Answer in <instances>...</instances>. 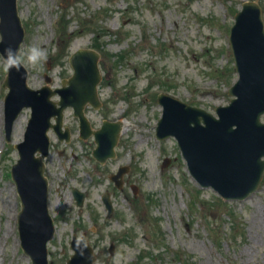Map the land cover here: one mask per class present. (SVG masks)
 Masks as SVG:
<instances>
[{"label":"rangeland","instance_id":"374dc122","mask_svg":"<svg viewBox=\"0 0 264 264\" xmlns=\"http://www.w3.org/2000/svg\"><path fill=\"white\" fill-rule=\"evenodd\" d=\"M246 1L252 0H18L27 31L20 57L30 87L46 85V74L52 88L61 87L73 75L70 56L102 46V107L89 106L86 114L96 129L104 120L128 123L116 158L103 166L93 158V138L81 140L72 110L64 121L71 141L50 133L46 171L57 227L49 246L52 264H67L73 236L83 234L95 264H264V178L249 199L227 204L189 176L174 138L159 141L155 133L163 114L160 93L211 113L231 101L228 91L238 74L229 37ZM32 47L44 53L35 64L27 62ZM6 75L0 56V264H32L21 250V206L10 172L31 116L22 113L8 143ZM125 167L119 190L109 176ZM74 188L86 193L82 208ZM106 192L114 203L111 218L102 202Z\"/></svg>","mask_w":264,"mask_h":264},{"label":"water","instance_id":"95a60500","mask_svg":"<svg viewBox=\"0 0 264 264\" xmlns=\"http://www.w3.org/2000/svg\"><path fill=\"white\" fill-rule=\"evenodd\" d=\"M17 0H0V28L3 41L0 52L6 59L5 50L11 48L19 54L24 41V28L16 5ZM232 27V51L235 57L238 82L230 91L236 96L228 106L219 107L217 116L204 109L188 106L169 96H160L164 116L159 121V138L174 136L184 154L193 175L204 187H213L227 199H246L260 187L264 175V28L261 9L257 4H246ZM99 55L93 51H78L71 65L75 76L65 81L63 89L52 92L48 87L40 91L30 90L28 72L21 64L19 69L9 70L5 87L10 90L6 99L8 128L25 107L33 110V119L25 135V141L17 148L20 160L13 167V176L22 198L20 234L23 248L32 256L35 264H49L47 244L55 228L48 215V182L44 178V164L37 152L49 154L48 131L53 128L62 139L63 112L71 106L80 118L81 136L87 139L96 136L98 149L95 156L105 162L115 155L120 124L104 123L100 131H93L84 109L91 104L100 107L97 86L101 81L98 68ZM67 84L69 86H67ZM59 94L61 101L51 102ZM58 105L60 107H58ZM56 118L55 126L50 124ZM42 125V126H41ZM41 126L39 129L36 128ZM65 136L69 137V130ZM76 196H81L77 194ZM79 201L81 198L78 197ZM108 202V201H107ZM82 205V203H80ZM108 207L111 205L108 202ZM75 242L81 251L88 250V258H73L70 264H93L95 258L86 239ZM92 254V256H91ZM81 257V256H80Z\"/></svg>","mask_w":264,"mask_h":264},{"label":"clouds","instance_id":"9594fccd","mask_svg":"<svg viewBox=\"0 0 264 264\" xmlns=\"http://www.w3.org/2000/svg\"><path fill=\"white\" fill-rule=\"evenodd\" d=\"M6 59L4 62L5 71H9L13 68L19 69L22 63L21 57L19 54L14 52L11 48L5 50ZM44 55V53L35 48L32 47L29 49L27 54V62L35 64L39 58H41Z\"/></svg>","mask_w":264,"mask_h":264},{"label":"bare ground","instance_id":"6f19581e","mask_svg":"<svg viewBox=\"0 0 264 264\" xmlns=\"http://www.w3.org/2000/svg\"><path fill=\"white\" fill-rule=\"evenodd\" d=\"M1 111H2V107L0 106V114H1ZM20 121L21 120H18L16 125L20 124L21 123ZM127 126H128V123L123 121V133L122 134H124L127 131Z\"/></svg>","mask_w":264,"mask_h":264}]
</instances>
